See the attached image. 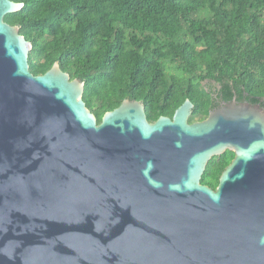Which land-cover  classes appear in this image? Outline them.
<instances>
[{
  "label": "water",
  "instance_id": "obj_1",
  "mask_svg": "<svg viewBox=\"0 0 264 264\" xmlns=\"http://www.w3.org/2000/svg\"><path fill=\"white\" fill-rule=\"evenodd\" d=\"M0 0V264H264V107L231 101L189 121L124 99L100 122L84 82L29 70ZM233 152L215 188L208 161Z\"/></svg>",
  "mask_w": 264,
  "mask_h": 264
},
{
  "label": "trees",
  "instance_id": "obj_2",
  "mask_svg": "<svg viewBox=\"0 0 264 264\" xmlns=\"http://www.w3.org/2000/svg\"><path fill=\"white\" fill-rule=\"evenodd\" d=\"M14 1L23 6L4 21L30 42L29 70L58 62L83 81L98 123L124 99L142 102L149 121L186 98L189 121L234 97L264 107V0ZM232 157L213 156L201 183L215 188Z\"/></svg>",
  "mask_w": 264,
  "mask_h": 264
},
{
  "label": "flooded vegetation",
  "instance_id": "obj_3",
  "mask_svg": "<svg viewBox=\"0 0 264 264\" xmlns=\"http://www.w3.org/2000/svg\"><path fill=\"white\" fill-rule=\"evenodd\" d=\"M217 88H220V86L218 85V84H216L215 85ZM219 100V99H218ZM243 102H245V101H243ZM219 104H218V106L220 105V104H223V103H226V102H223V101H221V100H219V102H218Z\"/></svg>",
  "mask_w": 264,
  "mask_h": 264
}]
</instances>
